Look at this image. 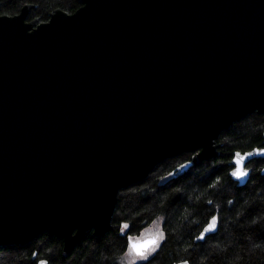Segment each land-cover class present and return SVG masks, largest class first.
Here are the masks:
<instances>
[{
	"label": "water",
	"instance_id": "1",
	"mask_svg": "<svg viewBox=\"0 0 264 264\" xmlns=\"http://www.w3.org/2000/svg\"><path fill=\"white\" fill-rule=\"evenodd\" d=\"M79 1L0 16V247L48 232L67 256L112 229L121 189L264 113V0Z\"/></svg>",
	"mask_w": 264,
	"mask_h": 264
},
{
	"label": "trees",
	"instance_id": "2",
	"mask_svg": "<svg viewBox=\"0 0 264 264\" xmlns=\"http://www.w3.org/2000/svg\"><path fill=\"white\" fill-rule=\"evenodd\" d=\"M25 4H32L28 20L39 22L58 8L73 13L81 5L79 0H0V12L18 13ZM217 144V155L179 176L176 169L192 152L167 158L146 178L121 189L112 229L104 235L90 232L67 256L63 240L44 232L26 244L0 247V264H131L129 238L158 221L163 240L148 260L135 264H264V158L249 162L245 184L230 174L237 151L264 147V113L236 121ZM213 216L218 220L205 232Z\"/></svg>",
	"mask_w": 264,
	"mask_h": 264
},
{
	"label": "snow or ice",
	"instance_id": "3",
	"mask_svg": "<svg viewBox=\"0 0 264 264\" xmlns=\"http://www.w3.org/2000/svg\"><path fill=\"white\" fill-rule=\"evenodd\" d=\"M254 153H259V154L264 155V148L255 149L254 152L245 153L244 156H251ZM235 157H236L235 163H236L237 167L232 172V175L237 176V177L247 175V171L244 170L240 166L241 165V154L239 152H237V153H235ZM217 220H218V217L213 216L212 220L208 223V225L205 229V232L213 230V225ZM123 227L128 228V225L125 224ZM203 235L204 234L202 233L201 238H203ZM129 242H130L129 243L130 252L134 256L139 257L143 260H148L151 252L155 251L156 247H158L159 237L150 238L147 241H143V242H139V243L131 242V238H129ZM41 264H45V262L41 261ZM182 264H187V262L186 261L182 262Z\"/></svg>",
	"mask_w": 264,
	"mask_h": 264
},
{
	"label": "rangeland",
	"instance_id": "4",
	"mask_svg": "<svg viewBox=\"0 0 264 264\" xmlns=\"http://www.w3.org/2000/svg\"><path fill=\"white\" fill-rule=\"evenodd\" d=\"M148 237H159V243H158V247H159V244L161 243V241L164 238V232L162 230L161 221H158V222L154 223L153 225H151L149 228H147L145 231H143L139 237H136L135 239L136 240H144ZM158 247H156V250L158 249ZM155 251L151 252V254H153ZM128 258L131 261V264H135V263H138V262L143 260L139 257L134 256L130 252V249H129V253H128Z\"/></svg>",
	"mask_w": 264,
	"mask_h": 264
},
{
	"label": "flooded vegetation",
	"instance_id": "5",
	"mask_svg": "<svg viewBox=\"0 0 264 264\" xmlns=\"http://www.w3.org/2000/svg\"><path fill=\"white\" fill-rule=\"evenodd\" d=\"M14 14H16V13L0 12V16H2V15H14ZM28 16H29V14H28ZM28 16H27V19H28ZM247 167H248V165H247ZM248 168H249V167H248ZM148 238H151V237H148ZM148 238H146V239H148Z\"/></svg>",
	"mask_w": 264,
	"mask_h": 264
}]
</instances>
